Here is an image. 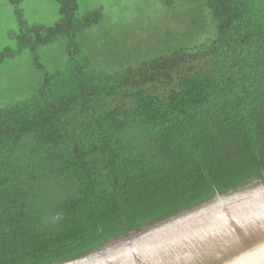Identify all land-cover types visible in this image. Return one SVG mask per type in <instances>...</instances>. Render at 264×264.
Returning a JSON list of instances; mask_svg holds the SVG:
<instances>
[{"label": "trees", "instance_id": "trees-1", "mask_svg": "<svg viewBox=\"0 0 264 264\" xmlns=\"http://www.w3.org/2000/svg\"><path fill=\"white\" fill-rule=\"evenodd\" d=\"M22 1L0 48V66L31 53L0 79V264L69 262L264 181V0H189L208 33L119 69L103 4L57 0L44 24Z\"/></svg>", "mask_w": 264, "mask_h": 264}, {"label": "water", "instance_id": "water-1", "mask_svg": "<svg viewBox=\"0 0 264 264\" xmlns=\"http://www.w3.org/2000/svg\"><path fill=\"white\" fill-rule=\"evenodd\" d=\"M60 264H264V181L217 194Z\"/></svg>", "mask_w": 264, "mask_h": 264}, {"label": "rangeland", "instance_id": "rangeland-1", "mask_svg": "<svg viewBox=\"0 0 264 264\" xmlns=\"http://www.w3.org/2000/svg\"><path fill=\"white\" fill-rule=\"evenodd\" d=\"M78 1L82 11L103 4L106 20L102 26L106 27L101 32L111 30L110 37L119 39L130 49L129 58L108 57L110 69L136 64L140 59L164 52L167 47L191 44L209 32L206 15L189 0H174L171 5L165 0ZM21 6L31 23L52 24L59 18L57 0H23ZM17 29L13 4L10 0H0V48L15 45L9 33ZM167 31L172 34L168 35ZM147 40H151L152 44L149 48H141L140 45ZM42 55L49 59L47 52L43 51ZM30 57V51L26 50L17 58L1 65L0 79L6 82L18 80L19 77H15V74L22 73L27 68ZM21 85L20 82H13L12 87L19 91ZM6 90H11V83L6 86Z\"/></svg>", "mask_w": 264, "mask_h": 264}]
</instances>
